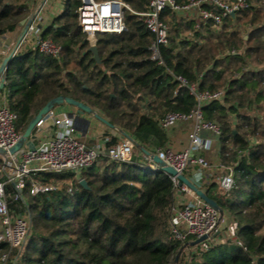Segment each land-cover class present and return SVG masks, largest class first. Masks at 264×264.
Returning <instances> with one entry per match:
<instances>
[{
    "label": "trees",
    "instance_id": "1",
    "mask_svg": "<svg viewBox=\"0 0 264 264\" xmlns=\"http://www.w3.org/2000/svg\"><path fill=\"white\" fill-rule=\"evenodd\" d=\"M127 1L137 11L149 2ZM80 4L67 0L65 12L43 33L62 46L59 58L20 49L8 62L4 92L18 116V129L24 131L50 99L66 95L138 140L153 139L162 147L169 142L162 117L169 111L190 113L198 104L174 75L201 92L223 91L202 111L205 120L220 127L219 154L223 164L233 167L234 184L222 192L211 177L215 181L200 188L222 207V219L230 216L234 234L219 244L198 245L187 264H264V0L236 12L218 31L197 29L196 21L166 9L162 17L171 29L169 43L160 46L163 63L151 58L155 35L130 12L127 30L97 34V61L78 26ZM27 13L26 0H0V39L16 30ZM240 24L250 27L247 38L244 29L232 28ZM81 176L88 188L73 173L40 175L42 182L62 184V189L31 195L28 183L25 204L14 201V185L7 186L12 209L23 212L27 205L32 221L15 264H182L188 249L172 235L170 221L176 192L183 191L163 169L146 167L136 157L111 161L103 156ZM70 184L72 192L67 191ZM17 252L0 243V259L9 256L6 264Z\"/></svg>",
    "mask_w": 264,
    "mask_h": 264
},
{
    "label": "built area",
    "instance_id": "2",
    "mask_svg": "<svg viewBox=\"0 0 264 264\" xmlns=\"http://www.w3.org/2000/svg\"><path fill=\"white\" fill-rule=\"evenodd\" d=\"M26 3L28 13L23 19L25 23H28L27 27L20 25L19 29L24 28V31L18 32L17 28L1 37L0 60L7 56L12 59L20 49L38 50L59 58L62 46L53 39L44 37L43 33L52 19L65 12L67 0H26ZM255 4L256 0H188L183 4L177 3L176 0H149L145 10L137 11L127 0H81L77 9L78 26L93 45L99 33H120L127 30L125 15L130 12L140 17L146 28L155 35L150 45L151 58L163 63L160 46L169 43L171 29V24L162 17L166 9L173 11L179 18L196 21L197 29L209 27L218 31L225 25H229L231 17L236 12ZM209 22L210 26H208ZM232 28L239 31L244 29L246 31L244 34L250 30L247 24L235 25ZM169 73L173 74L170 70ZM174 76L179 81V87L187 85L198 100L196 108L190 113L169 111L160 121V125L166 130H170L180 122L191 123L188 131L189 146L179 150L169 144L162 147H145L126 130L124 132L119 130L120 133L113 134L106 128H101L95 133L93 146H87L78 140V125L79 123L82 125L83 121L78 108L74 106L70 112H57L55 108L47 111L35 124L32 131L34 137H28L34 147L30 148L24 143L18 151L9 153V150L21 139L23 131L17 127L18 116L10 109L7 95L5 92L0 94V149L7 151L5 154L0 153L2 159L0 164V243L6 242L18 250L12 257V264L17 262L24 248L31 231L32 221L27 205L23 212L12 209L7 191V186L10 184H13L15 188L12 199L22 200L25 204L23 192L28 183L30 184L28 191L31 195L62 189V184L42 182L40 175L73 173L80 183L83 178L82 171L101 161L102 154L105 153L111 161H130L136 157L140 163L153 170L163 169L164 165L172 166L198 187L203 185L192 178L188 167L208 169L215 173L217 171L216 181L219 189L222 192H228L231 189L234 184L233 167L222 162L214 164L199 154L209 147L212 141V138L204 137L202 132L209 131L216 136L220 133V127L216 122L205 120L202 106L210 100L221 99L224 95L223 91L201 92L195 84H188L182 75ZM90 125L91 123L87 125L86 133ZM115 137L117 141L107 146V142ZM155 156L162 161V164L154 160ZM166 173L187 195L185 200L174 206L170 221L172 235L184 242L188 249L182 260V264H187L192 254L197 251L198 245L205 248L211 244L225 242L234 234V227L228 225L225 230L220 229L222 219L218 209L200 197L187 184L179 185L177 175ZM200 181L206 184L215 180L211 177L207 179L201 177ZM67 191H73L72 184ZM205 234L208 235L206 239L195 245L189 244ZM8 258V254L4 253L0 264H6Z\"/></svg>",
    "mask_w": 264,
    "mask_h": 264
},
{
    "label": "water",
    "instance_id": "3",
    "mask_svg": "<svg viewBox=\"0 0 264 264\" xmlns=\"http://www.w3.org/2000/svg\"><path fill=\"white\" fill-rule=\"evenodd\" d=\"M21 25H24V28L27 27L28 23H25V20H21L20 22ZM248 33H246L244 35V38H247ZM90 51L93 52L94 57L97 61H100L99 58V53H98V48L95 44L91 45L89 48ZM10 60V56H7L4 58V60L2 61L1 65H0V94L2 92L5 91L6 88V72H7V67H8V62ZM62 103H68L71 104L73 106H76L79 110L80 116H83L84 114H90L92 116V118L94 117L95 119H98L100 122L105 123L107 125V129L111 130V129H115L117 128V126L113 123H111L107 118H105L103 115H101L100 113H98L95 109H93L90 105L76 100L70 96H66V95H58L52 99H50L43 107H41L39 109V111L37 113H35L32 117V119L30 120V122L28 123L27 127L25 128V130L23 131V135L21 137V139L19 140V142L13 146L10 150L9 153H15L16 151H18L22 145L24 143H26L27 145H29L30 148L34 147V144L28 139L29 136L34 137V135L32 134L33 128L35 126V124L37 123V121L39 119H41V117L43 116V114H45L47 111H49L50 109L54 108L56 105L58 104H62ZM87 124L89 125L91 123V119L87 118L86 119ZM87 129V128H86ZM120 131L124 132V130L119 129ZM146 152H149L147 150H145ZM0 153L1 154H5L7 153V151L0 149ZM154 160L160 164H162V161L155 156ZM163 170L172 174V175H177L179 178V185H182L183 183L187 184L191 189H193L194 191H196V193L202 197L204 200H206L208 203H210L212 206H214L216 209H218V211L220 212V219H222V214H223V209L222 207L211 197H209L207 195V193L201 189L200 187H198L193 181H191L186 175L182 174V173H178L172 166L169 165H164ZM80 184L85 187L88 188V183L87 181L82 178L80 180ZM208 237L207 234L198 237L197 239L191 241L189 244L190 245H195L198 244L199 242H201L202 240L206 239ZM186 245H184L185 247ZM183 248L177 253L176 257H175V263L178 262L179 257L181 255Z\"/></svg>",
    "mask_w": 264,
    "mask_h": 264
},
{
    "label": "crops",
    "instance_id": "4",
    "mask_svg": "<svg viewBox=\"0 0 264 264\" xmlns=\"http://www.w3.org/2000/svg\"><path fill=\"white\" fill-rule=\"evenodd\" d=\"M4 59L0 60V65L2 63ZM55 110L57 112H70L73 110L74 106L68 103H62V104H58L55 107ZM84 118V119H83ZM89 118L91 119V125L90 128L88 130V132L86 133L87 129H85L87 127V121L86 119ZM82 121L83 124L81 125L79 123L78 125V131H77V135L78 136H84L86 137L87 135L90 136L91 138H94L95 133L99 132V130L101 128H106L107 129V125L105 123L100 122L98 119H95L94 117L92 118V116L90 114H84L82 116ZM83 126V128H81ZM191 127V123L190 122H180L178 125H176L175 127L171 128L170 130H167V133L169 134V142L168 144L171 145L174 148H177L176 150L179 149H185L186 147L189 146V138H188V131L189 128ZM119 129H121L119 126H117V128H113L110 131L113 134H118V132L120 133ZM202 135L204 137H209L212 138V141L209 145V147H207L205 150L201 151L199 154L204 156V157H209L207 160L211 161L214 164L217 163H221V158H220V154H219V143L217 140V136L214 135L213 133L209 132V131H204L202 132ZM117 137V135H115ZM115 137V138H116ZM140 143L142 145H144L145 147H155V142L153 141V139H150L148 141L143 142L142 140H140ZM105 156V153L102 154V157ZM190 174H192V178L199 184L205 185V183H203L202 181H200L201 177H204L207 179V177H212L214 176V171L212 170H202L199 169L198 167H189ZM216 176V175H215ZM176 203H180L182 200H185L187 198V195L185 192H181V191H177L176 192Z\"/></svg>",
    "mask_w": 264,
    "mask_h": 264
},
{
    "label": "rangeland",
    "instance_id": "5",
    "mask_svg": "<svg viewBox=\"0 0 264 264\" xmlns=\"http://www.w3.org/2000/svg\"><path fill=\"white\" fill-rule=\"evenodd\" d=\"M21 22V21H20ZM21 25V24H20ZM19 25V26H20ZM19 26H18V29H17V31L18 32H20V31H24V28H22L21 30L19 29ZM20 30V31H19ZM242 33H244V32H246V31H241ZM97 38H98V36H96L95 37V39H96V41H97ZM264 103V102H263ZM17 121H18V119H17ZM78 140L80 141V142H82V143H84L85 145H87V146H93L94 145V143H95V140L93 139V138H91L90 136H86V137H84V136H78ZM174 148V147H173ZM174 149H177V148H174ZM206 158V157H205ZM209 157H207L206 159H208ZM1 164V163H0ZM191 167H193V166H191ZM188 170H189V167H188ZM218 172L216 171V173H214V176H212V177H215L216 178V174H217ZM231 221L232 220H230V216L229 215H225L224 216V218L221 220V222H220V229H223V230H225L226 228H227V226L231 223Z\"/></svg>",
    "mask_w": 264,
    "mask_h": 264
}]
</instances>
